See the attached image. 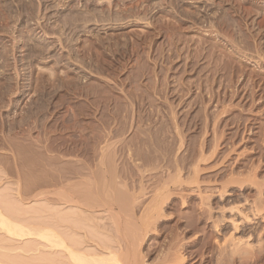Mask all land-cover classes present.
<instances>
[{"label":"rangeland","instance_id":"1","mask_svg":"<svg viewBox=\"0 0 264 264\" xmlns=\"http://www.w3.org/2000/svg\"><path fill=\"white\" fill-rule=\"evenodd\" d=\"M0 209L115 264H264V0H0ZM45 243L0 227V263Z\"/></svg>","mask_w":264,"mask_h":264},{"label":"bare ground","instance_id":"2","mask_svg":"<svg viewBox=\"0 0 264 264\" xmlns=\"http://www.w3.org/2000/svg\"><path fill=\"white\" fill-rule=\"evenodd\" d=\"M60 3V1H59ZM40 13V12H39ZM133 19V18H132ZM131 19V20H132ZM136 20H141V17L140 18H135ZM145 19V18H144ZM130 20V19H129ZM143 20V19H142ZM135 21V20H134ZM144 21V20H143ZM139 22V21H138ZM141 22V21H140ZM139 22V23H140ZM143 23V22H142ZM38 24V23H37ZM105 191V190H104ZM48 193V192H47ZM71 193V192H70ZM104 194V193H103ZM68 198H69V202L70 201H75L76 199H78L75 195V193H66L65 194ZM79 196V195H77ZM100 195H98L99 197ZM106 196V195H105ZM102 197V196H101ZM109 197V195H108ZM67 198V199H68ZM107 198V197H106ZM105 198V200H106ZM110 200V197L108 198ZM90 200V199H89ZM101 200V199H100ZM103 200V198H102ZM67 201V202H68ZM72 201V202H73ZM78 201V200H77ZM92 201V200H91ZM108 201V200H107ZM109 202V201H108ZM107 202V204H108ZM112 202V200H111ZM77 203V202H76ZM101 203V202H100ZM104 203V202H103ZM78 204V203H77ZM80 204V203H79ZM92 204V203H91ZM88 206L90 205V203L88 202L87 204ZM77 206V205H76ZM108 206V205H106ZM91 207V206H90ZM110 207V205H109ZM231 208V207H230ZM252 209V208H251ZM260 209V208H259ZM258 209V211H259ZM240 211V210H239ZM247 211V210H246ZM243 212V211H242ZM257 213V210L255 211ZM240 213V212H238ZM251 213V212H250ZM259 213V212H258ZM257 213V214H258ZM242 214V213H241ZM261 214V213H260ZM233 215V214H232ZM237 215V214H236ZM241 218H242V221L245 220L248 215L246 214L245 215H240ZM251 216V215H250ZM252 216H255L252 214ZM71 220V219H69ZM73 220V219H72ZM249 220V219H248ZM67 221V219H66ZM240 222V220H236L233 219L232 220V225L233 226H237L238 223L237 222ZM77 222V221H76ZM120 222V221H119ZM67 223V222H66ZM69 223H72V222H69ZM65 224V223H64ZM77 224V223H75ZM74 224V225H75ZM50 227H45V228H42L40 229V232L36 233L34 231H32L31 228H25L24 226L18 224L16 221H14L13 219H11L3 210L0 209V227L2 229H5L7 232H9L10 234H16V235H19V236H32V235H38V237L40 236V238H42L43 240L46 241V246L50 247V248H60L59 250H61L60 252H62V257H63V263L64 264H115L116 262H113L117 256V254L114 252L115 250H111V247H107L105 250H103V253L105 252L107 254V256H105V254L101 255L102 254V250L99 254H97L96 252H92V249L91 251L89 249H86L87 247L84 246L83 247V243L80 242V240H77L75 237H71L70 233L68 234L67 232H70L72 230V232H77V228L80 226H77V228L75 229L76 226H72V225H69V229L64 232H60L59 230L57 231L56 229H53L52 228V224H49ZM119 225V224H118ZM68 226H66L65 228H68ZM119 227V226H118ZM80 228V227H79ZM71 232V233H72ZM76 233H74L75 235ZM77 235V234H76ZM73 236V235H72ZM234 238V237H233ZM233 240V239H232ZM235 240V239H234ZM239 240V239H238ZM237 243V242H236ZM234 244V242H233ZM238 244V243H237ZM241 244V243H240ZM105 245V244H104ZM110 245V244H109ZM238 246V245H237ZM250 246V245H248ZM247 246V247H248ZM86 247V248H85ZM98 247V246H97ZM101 247V246H100ZM236 247V246H235ZM234 247V248H235ZM249 248V247H248ZM58 251V250H57ZM94 251V250H93ZM97 251V249H96ZM100 251V250H98ZM235 252V251H234ZM237 252V250H236ZM119 259V257H117ZM135 260V259H134ZM116 261V260H115ZM134 262V261H133ZM2 264V263H0ZM120 264V262L118 263Z\"/></svg>","mask_w":264,"mask_h":264}]
</instances>
